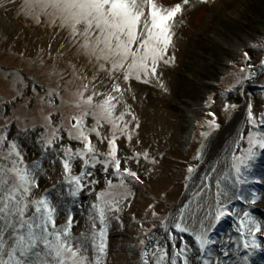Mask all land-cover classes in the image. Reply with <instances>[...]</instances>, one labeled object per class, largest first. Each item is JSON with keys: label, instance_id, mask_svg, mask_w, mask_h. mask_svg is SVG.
<instances>
[{"label": "rangeland", "instance_id": "374dc122", "mask_svg": "<svg viewBox=\"0 0 264 264\" xmlns=\"http://www.w3.org/2000/svg\"><path fill=\"white\" fill-rule=\"evenodd\" d=\"M155 2L167 9L181 0ZM240 2L244 0H207V3L190 0L189 5L185 6L184 12L174 22L172 45L168 48L174 62L169 65L161 64L158 69L161 72L160 82L167 91L158 86L156 78L149 79L147 83L133 78L126 85L121 77L119 83L125 90L121 103L117 104L115 115L119 116L130 106L140 128L134 131L131 142L122 137L118 140L120 153L127 157L133 153L148 151L149 159L156 156L159 157L158 162L154 168L147 162H142L139 167L130 163L128 166L139 172L143 177V183L125 180L123 186L120 179L111 171L106 174L98 165L94 170L93 179L99 183L92 186L94 191L90 192L86 188L80 194L82 196L80 201L86 205H81V210H74L73 203H66L64 210L56 215V224L62 227L69 215L67 209H71L74 214L72 235L86 236L91 231V205L97 202L96 195L110 192L112 197L121 199V211L117 215L121 217L122 223L112 221L109 225L104 264H141L139 253L143 245L140 241L146 239V234L156 235L161 244H167L163 239L164 232L155 230L161 228L168 217L167 211L178 201L193 174L200 169L213 137L244 107V114L225 132L217 152L195 187L196 191L181 213L190 223V227L198 228V221L204 218L205 213L216 210V182L220 180L223 187V177L233 175L230 166L233 163V154H241L237 152V145L233 141L238 143L239 136L244 134L246 144V131L249 128L247 106L251 104L257 117L264 113V87L254 86L255 83L264 85V69L259 67L261 60H264V0H256L257 4L260 3L263 7L262 16L256 6L251 13L246 12L248 23H245V33L233 35L236 39L224 49L216 66L217 72L205 84L193 80L197 77L195 74L197 52L193 47L205 40L203 37L205 28L211 27V20L208 18L210 13L222 11L231 20L227 25L234 26L231 23L240 22L241 18L236 19L231 14L234 5L238 13L242 12L241 14L245 15V6ZM147 12L148 9L145 7L146 15ZM52 19L51 16H40L38 23L27 14L26 0H0V65L7 66L5 69L0 67V134L5 132L10 134L11 140L17 137L19 131L21 135L18 142L21 144L20 151L24 164L42 162V171L38 177L39 187L33 188L30 197L32 200L42 198L43 190L47 187L56 186L59 191L65 180L59 156H43L37 143H34L51 131L45 118L50 116L52 125L60 126V135L64 137L65 145L71 143L73 149L81 147L78 142H70L67 139V130L73 133L76 131L71 127V118L80 117L83 110L88 107L87 104L80 103V93L83 92L84 99L92 95L93 91L103 94L93 96V103L99 104L110 92L113 83L109 74L100 70L99 65L102 61L85 55L70 32L61 28L58 21L54 24ZM220 29L222 33L225 27ZM245 52L252 57L250 61H245ZM249 64L257 71L253 74V79H244L249 74ZM242 67L245 70L243 73ZM20 69H24L31 77L33 74L34 78L24 77L20 74ZM238 81L240 83L237 89ZM38 82L45 87L44 90L41 87H38L39 89L34 87ZM84 85L88 86L87 91H84ZM28 86H31V89H27ZM194 88L197 94L195 102L191 103L185 100L187 97L185 93L190 95ZM17 89L20 90L22 98L13 103ZM225 104L235 107H229L225 111ZM209 113H215L219 129H209V121L213 119ZM124 119L130 121L131 118L125 116ZM96 123V119L91 115L84 118L86 130L96 126ZM100 124L101 135L111 138L112 125L105 120H100ZM33 128L35 131H30ZM26 129L29 131L24 135ZM202 132H207L208 136H201ZM89 134L97 153L106 156L107 140L101 143L95 132ZM6 152L7 146L0 150V157ZM198 154L200 159H196ZM51 160L56 162L49 163ZM6 163L8 162L0 158V165ZM189 166L195 169L191 175L187 173ZM79 170L77 162L74 164L73 174H78ZM248 177L250 180L254 178L264 180V155L255 162ZM109 180L112 182L110 190ZM242 190L250 197L251 190L255 188L248 184L243 186ZM257 193L261 197L257 202L264 203V189ZM125 195L128 196L126 202L122 199ZM65 197L68 198L67 194ZM158 198L165 199L172 205L159 201ZM233 201L235 200L223 202L233 213L239 214V217L223 219L212 232V238L218 241L214 248V259L218 258L223 264H243L241 257L245 254L242 247L237 249L236 244L231 241L241 243L239 233L235 231L237 227L235 221L242 218L243 211L249 209L239 203L234 204ZM150 205H155V208H150ZM152 211L158 214L152 216ZM250 214L253 218L264 221V216L258 212ZM228 220L230 224L226 227L224 223ZM257 235L259 241L264 244V235ZM182 236L190 247L194 245L193 236L188 233ZM177 242L179 243V240ZM221 246L233 255L224 257L221 252L216 251ZM169 248L168 245V251ZM258 255L259 253L256 256Z\"/></svg>", "mask_w": 264, "mask_h": 264}, {"label": "snow or ice", "instance_id": "6c2138e0", "mask_svg": "<svg viewBox=\"0 0 264 264\" xmlns=\"http://www.w3.org/2000/svg\"><path fill=\"white\" fill-rule=\"evenodd\" d=\"M201 2L207 3V0ZM189 3L190 0H181L165 9L158 6L155 0H26L28 15L38 23L40 16H51L54 24L58 21L59 26L67 29L73 39L77 40L85 55L102 61L99 68L109 74L113 83L110 92L99 104L93 103V96L103 94L93 91L92 95L84 99L83 92L80 93V103L87 104L88 107L80 117L72 118V128L76 131L73 133L67 130V139L78 142L81 147L73 149L71 143L65 145L64 137L60 135V126H53L50 116L45 118L51 131L34 143H37L43 156H59L65 176L59 191L54 186L39 200L30 199L33 188L39 187L42 162L24 164L21 144L18 142L21 135L19 131L17 137L11 140L10 134H0V150L7 146L6 154L0 158L8 162L0 165V264H104L109 225L112 221L122 223L121 217L117 215L121 211V199L112 197L110 192L96 195L97 202L91 205V231L86 236L72 235L74 214L71 209H67L69 215L62 227L57 226L56 215L64 210L66 203H74L86 188L90 192L94 191L92 186L99 183L93 179L98 165L106 174L111 171L123 186L125 180L143 183L139 172L128 166L130 163L139 167L142 162H147L153 168L157 164L159 157L151 156L149 159L148 151L133 153L127 157L120 153L118 140L122 137L131 142L133 133L140 128V124L130 106L119 116L115 115L117 104L121 103L125 90L119 81L122 77L127 85L133 78L145 83L156 78L158 86L167 91L160 82L161 72L158 69L161 64L169 65L174 62V57H170L168 53V48L172 45L173 25ZM145 7L148 9L147 15ZM244 59L250 61L252 57L245 52ZM259 67L264 69V60H261ZM248 70L249 74L244 79H253L257 70L251 64L248 65ZM244 71L242 67L241 72ZM239 83L240 81L237 89ZM87 90L88 86L84 85V91ZM20 98L22 94L17 89L12 102L15 103ZM229 107L234 108L235 105L225 104V111ZM247 108L249 128L246 131V144L244 134L239 136L238 143L233 141L237 145V152L241 154H233L231 168L234 174L223 177V187L220 180L216 182V210L205 213L204 218L198 221V228L190 227L183 213L169 215L161 225L165 234L163 239L168 244H161L156 235L146 234V239L140 241L143 245L139 253L141 264H223L218 258L214 259V248L218 241L212 238V232L223 219L229 216L239 217L223 201L239 200L255 205L261 198L260 195L251 190L250 197L246 196L243 186L264 183L262 179L250 180L248 177L255 162L264 155V113L257 117L251 104ZM89 115L97 123L86 130L84 118ZM209 115L213 117L209 121V129H219L215 113ZM125 116L130 117V121H126ZM100 120L112 125L111 138L101 135ZM28 131L26 129L24 135ZM30 131L34 132L35 129ZM90 132H95L101 143L107 140L106 156L97 153ZM201 136L207 137L208 133L202 132ZM196 159H200L199 154ZM77 162L80 170L78 174H73V167ZM194 171L191 166L187 168L189 175ZM108 185L110 190V180ZM122 199L126 202L128 196L125 195ZM149 207L154 209L155 205ZM157 214L152 211V216ZM235 222V231L239 233L241 243H231H235L237 249L243 248V264H254L253 258L257 253L264 254V244L257 235H264V221L253 218L249 211H243L242 218ZM184 233L193 236L192 247L183 240ZM169 244L171 252L168 251ZM216 251L221 252L224 257L233 255L223 246ZM255 264H264V255Z\"/></svg>", "mask_w": 264, "mask_h": 264}, {"label": "bare ground", "instance_id": "6f19581e", "mask_svg": "<svg viewBox=\"0 0 264 264\" xmlns=\"http://www.w3.org/2000/svg\"><path fill=\"white\" fill-rule=\"evenodd\" d=\"M240 3H243V5L245 6V11H244L245 15H242L241 14L242 12L238 13V10L233 5V7L231 8L232 12L230 11L231 14L234 15L236 19L241 18L240 22L231 23L234 26L230 24L227 25V23L228 22L230 23L231 20L230 18L228 19V17L224 15L222 11L216 10L215 12L210 13L208 15L209 20H211L210 22L211 27L210 28L206 27L203 33V37L205 39L204 41H207L208 43H205L203 41L202 44L199 45L198 43L197 46L195 45L193 47V50L197 52L195 55V59H197V63L195 66L197 71L195 74H197V77L193 79L194 81H201L203 84H205L210 80V78H212L215 75V73L218 70L216 66L221 60L224 49L227 46H230L231 43L236 39V37L233 35H235L236 33L239 35L245 33L246 30L245 23L246 22L248 23V20L246 19L247 17L246 12L251 13V10L254 9L253 7L256 6V9L260 11L262 16L263 13L261 11H263L264 5L262 7L260 3L257 4L256 0H252V1L244 0V2H240ZM221 27H225L224 31L222 30V33L220 29ZM229 34L231 35L226 36ZM193 92L194 94L192 95ZM196 94H197V90L196 88H194V90L190 93V95L189 94L187 95L185 93V96H187L185 100L194 103L196 99ZM258 207L261 210H264V203H260Z\"/></svg>", "mask_w": 264, "mask_h": 264}]
</instances>
